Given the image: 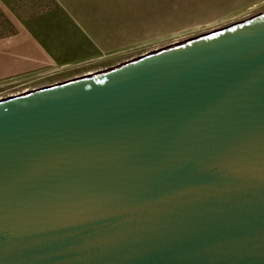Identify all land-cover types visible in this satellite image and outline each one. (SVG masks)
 I'll return each mask as SVG.
<instances>
[{"label":"water","instance_id":"obj_1","mask_svg":"<svg viewBox=\"0 0 264 264\" xmlns=\"http://www.w3.org/2000/svg\"><path fill=\"white\" fill-rule=\"evenodd\" d=\"M0 264H264V13L0 101Z\"/></svg>","mask_w":264,"mask_h":264},{"label":"rangeland","instance_id":"obj_2","mask_svg":"<svg viewBox=\"0 0 264 264\" xmlns=\"http://www.w3.org/2000/svg\"><path fill=\"white\" fill-rule=\"evenodd\" d=\"M262 13L264 0H0V40L19 30L20 19L36 17L23 29L63 63L40 61L0 74V100L104 71Z\"/></svg>","mask_w":264,"mask_h":264},{"label":"crops","instance_id":"obj_3","mask_svg":"<svg viewBox=\"0 0 264 264\" xmlns=\"http://www.w3.org/2000/svg\"><path fill=\"white\" fill-rule=\"evenodd\" d=\"M34 18L36 17L20 19L21 27L19 30L15 34L0 40V43L6 42L5 49H0V74L17 73L32 68L40 61L63 64L55 60L58 52L48 51L37 43H33L29 34L23 29V22L28 23Z\"/></svg>","mask_w":264,"mask_h":264},{"label":"bare ground","instance_id":"obj_4","mask_svg":"<svg viewBox=\"0 0 264 264\" xmlns=\"http://www.w3.org/2000/svg\"><path fill=\"white\" fill-rule=\"evenodd\" d=\"M145 56V55H144ZM117 67V66H116ZM101 72V71H100ZM95 73H98V72H95ZM95 73H91V74H87V75H92V74H95ZM87 75H85V76H87ZM18 96V95H17ZM13 97V96H12ZM5 99H7V98H5ZM0 101H3V99L2 100H0Z\"/></svg>","mask_w":264,"mask_h":264}]
</instances>
